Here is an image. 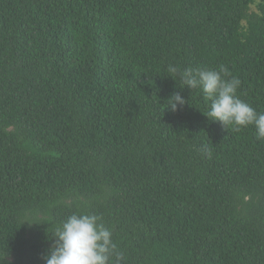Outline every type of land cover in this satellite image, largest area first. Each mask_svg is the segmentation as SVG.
I'll return each instance as SVG.
<instances>
[{
	"label": "trees",
	"instance_id": "16d2710c",
	"mask_svg": "<svg viewBox=\"0 0 264 264\" xmlns=\"http://www.w3.org/2000/svg\"><path fill=\"white\" fill-rule=\"evenodd\" d=\"M170 65L264 112V0H0V264H45L73 212L121 264H264V140Z\"/></svg>",
	"mask_w": 264,
	"mask_h": 264
},
{
	"label": "clouds",
	"instance_id": "9594fccd",
	"mask_svg": "<svg viewBox=\"0 0 264 264\" xmlns=\"http://www.w3.org/2000/svg\"><path fill=\"white\" fill-rule=\"evenodd\" d=\"M168 73L178 77L181 87L200 89L211 100L206 116L221 122L228 128L239 131L248 125L256 128V138L264 140V112H257L237 94L241 81L229 76L221 66L217 69L184 68L169 66ZM186 103L179 92L173 93L166 101V107L175 112ZM208 151L207 148L202 149ZM94 214L73 212L55 228V238L45 264H121L123 253L112 239V232L100 223ZM37 222L24 219L22 222Z\"/></svg>",
	"mask_w": 264,
	"mask_h": 264
},
{
	"label": "rangeland",
	"instance_id": "374dc122",
	"mask_svg": "<svg viewBox=\"0 0 264 264\" xmlns=\"http://www.w3.org/2000/svg\"><path fill=\"white\" fill-rule=\"evenodd\" d=\"M251 9H255V3H253V5H251Z\"/></svg>",
	"mask_w": 264,
	"mask_h": 264
}]
</instances>
